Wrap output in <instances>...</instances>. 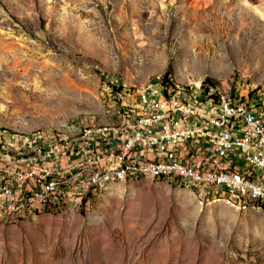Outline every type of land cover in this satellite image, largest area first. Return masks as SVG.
<instances>
[{"label":"rangeland","instance_id":"obj_1","mask_svg":"<svg viewBox=\"0 0 264 264\" xmlns=\"http://www.w3.org/2000/svg\"><path fill=\"white\" fill-rule=\"evenodd\" d=\"M168 67L178 85L264 90V0H0V128L109 125L116 85L158 86ZM0 264H264V210L113 181L81 209L0 219Z\"/></svg>","mask_w":264,"mask_h":264},{"label":"built area","instance_id":"obj_2","mask_svg":"<svg viewBox=\"0 0 264 264\" xmlns=\"http://www.w3.org/2000/svg\"><path fill=\"white\" fill-rule=\"evenodd\" d=\"M203 81L118 84L111 123L76 136L0 128V219L81 209L109 182L143 178L203 206L264 210V90Z\"/></svg>","mask_w":264,"mask_h":264},{"label":"trees","instance_id":"obj_3","mask_svg":"<svg viewBox=\"0 0 264 264\" xmlns=\"http://www.w3.org/2000/svg\"><path fill=\"white\" fill-rule=\"evenodd\" d=\"M170 76H171V67H168L166 72L164 73V75L160 79V84L163 87H172L175 84V82L171 78H169ZM203 83H207L209 85L216 86L217 88H223V85H224L223 82L214 80L210 77H205ZM114 92L116 94H118L119 90H114Z\"/></svg>","mask_w":264,"mask_h":264}]
</instances>
